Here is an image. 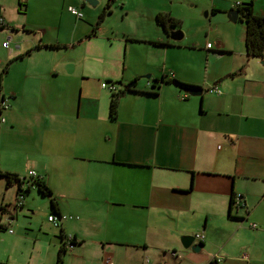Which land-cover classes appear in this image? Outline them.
<instances>
[{"label": "crops", "instance_id": "1", "mask_svg": "<svg viewBox=\"0 0 264 264\" xmlns=\"http://www.w3.org/2000/svg\"><path fill=\"white\" fill-rule=\"evenodd\" d=\"M21 1L0 0V145L19 156L0 171L33 170L55 205L31 185L14 207L0 186V264H56L64 237L60 264H264V57L246 55L229 15L237 3L264 15V0H201L199 14L184 11L198 0H119L128 29L94 33L80 0L66 5L82 14L72 27L45 25L46 0L28 19ZM157 13L179 21V40ZM102 82H133L114 118ZM50 213L71 218L56 228ZM196 233L199 251L183 248Z\"/></svg>", "mask_w": 264, "mask_h": 264}, {"label": "trees", "instance_id": "2", "mask_svg": "<svg viewBox=\"0 0 264 264\" xmlns=\"http://www.w3.org/2000/svg\"><path fill=\"white\" fill-rule=\"evenodd\" d=\"M119 0H105V3L97 15L95 22L91 28V33H94L95 29L98 27L100 22L103 20L104 16L108 14L111 11V7L113 5H116V2ZM18 5L21 6V2H18ZM237 11L239 12V16H244L246 15V18L241 19L238 18L239 21H241L244 25V33H243V43L245 47V52L247 56H252V57H264L263 50H264V15H252L251 14V9H250V4H246L243 6H237ZM155 22L159 27L162 29V31L167 32L168 29L170 28H176L179 26V21L175 18H172L168 13H157L155 15ZM3 25H0V28H2ZM153 44H161L157 42H152ZM45 47H58L56 45H43ZM241 71V68H239L236 72L230 73L227 76L230 77L238 72ZM173 82L176 84L192 89L195 86L188 85L181 83L177 80L172 79ZM125 90H130V89H123L117 92H110V98L108 102V115L111 118H114L115 112H116V104H117V99L120 94H122ZM0 177L5 179L6 184H13L16 186V192L20 190V185L21 183L26 184V189L24 192L28 190V187L33 185L36 187L38 192L46 196L48 198V202L50 204V207L53 209L55 205V201L53 200L49 190L47 187L44 185V183L39 180L37 177L34 179L30 180H24L23 177H19L15 174H11L8 172H2L0 171ZM232 204V197L230 198L229 201V207H231ZM71 244L73 243V239L70 238ZM64 250L63 246H61L58 250V254L56 257V264H60L61 262V256L60 253H62Z\"/></svg>", "mask_w": 264, "mask_h": 264}, {"label": "rangeland", "instance_id": "3", "mask_svg": "<svg viewBox=\"0 0 264 264\" xmlns=\"http://www.w3.org/2000/svg\"><path fill=\"white\" fill-rule=\"evenodd\" d=\"M24 1L25 2H23V0H22L21 2L24 5H26L25 13L27 14L28 19H29L30 15H32V13L37 11V2H36V0H24ZM80 1L83 2V4L85 5V7L87 9H90L93 11L97 10L95 17H97V15L99 14V12L101 11V9L103 7V4L105 3L104 2L105 0H94L96 3L94 5H91L84 0H80ZM200 2H201V0H198L195 3L190 2V7L189 6L187 7L189 9L186 8V9H184V11L185 12H195V13L199 14V11L201 10L200 9V5H201ZM67 4H68V0H46L42 5V9H44L45 11L47 10L50 14V17H48V21L45 25L52 26V25L56 24L57 22H60V23H62L61 24L62 27H72L74 21H76L75 20L76 18L74 16L70 15L69 12L67 11V9H66ZM40 7H41V5L39 6V8ZM123 13H124L123 8L121 9L120 5L119 6L113 5L111 7L110 14H106L104 16L103 20L100 22V25L105 30H107V28L109 26H113L116 29L127 30L128 25H127V19L126 18H128V17L123 16L124 18H122ZM202 15H204L203 12H202ZM81 20H79V21H81ZM186 24H188V20H186V22H184V24H183V25H185L184 27H186ZM238 24H241V23H238ZM203 34L204 33H201V32L197 33L196 32L195 35H197V36L199 35L201 37ZM211 36L209 38L205 39L206 42H208L209 44L212 43V41H213ZM5 40H6V38H4V41ZM7 41L9 42L10 40H6V42ZM181 42H184V38L181 39ZM202 43H204V42H202ZM4 72H5V65L3 67L0 66V97H2L1 96V93H2L1 82H2V77H3L2 75ZM142 79L145 80V78H142ZM102 83H105V82H102ZM0 124H2V123H0ZM4 149L5 148L1 147V145H0V166L1 167H10V166H12L14 161L18 160L19 156H18L16 151H14L10 154L8 151H6ZM0 186L4 187L3 192H5L6 189L9 190L5 195V199L8 200L11 196L9 203H11V202L13 203V201L15 199L16 186L14 185L15 186V193L13 191V194H12V191H10V190H13V187L11 185H6L5 180L2 177H0ZM39 200H43V199H39ZM147 257L148 256H144L141 259V261H144Z\"/></svg>", "mask_w": 264, "mask_h": 264}, {"label": "built area", "instance_id": "4", "mask_svg": "<svg viewBox=\"0 0 264 264\" xmlns=\"http://www.w3.org/2000/svg\"><path fill=\"white\" fill-rule=\"evenodd\" d=\"M236 6H239L238 3L236 4ZM67 11L69 12L70 15L74 16L77 19H80L82 17V14L79 10H77L75 7L72 6H68L66 7ZM0 25H3L2 20L0 18ZM6 40H9V37H6ZM6 40L4 41L3 45L4 47L7 46L8 41L6 42ZM205 48H210L209 44L205 45ZM263 54H264V50H263ZM101 88H106L111 92H114L115 90V86L113 84H106V83H101L100 84ZM213 91L217 92L215 88L212 89ZM7 105L5 102V99L0 97V123L4 122V118L1 115V111L6 109ZM19 177H23V179L26 180H30V179H34L36 178V173L33 170H28L25 176H19ZM26 189V184L23 182L20 185V190L18 192L15 193V199H14V207H19L22 205V201H23V196H24V190ZM241 204L240 202V198L238 196H232V207H239ZM66 218H71V216L69 215H53V214H49L46 216V220L54 227H59V224L61 222V220H64ZM251 227H254V224L250 225ZM193 242L196 243H200L202 241V235L196 233L193 234ZM66 245L63 246L64 249L66 248H71V242H70V237H64L63 238ZM105 264H112L110 258H105Z\"/></svg>", "mask_w": 264, "mask_h": 264}, {"label": "water", "instance_id": "5", "mask_svg": "<svg viewBox=\"0 0 264 264\" xmlns=\"http://www.w3.org/2000/svg\"><path fill=\"white\" fill-rule=\"evenodd\" d=\"M88 2L91 5H94L96 2L94 0H84ZM238 14L237 10H230L229 15H230V20L234 21L236 16ZM239 15V14H238ZM239 18L244 19L246 18V15L244 16H239ZM181 37V33L179 30H168L167 31V38L172 40V41H177ZM133 85V82H130L126 85V88H130ZM202 89L200 87H194L192 89H188L187 92L191 96H198L201 94ZM181 245L183 248H189L193 252H198L201 244L193 242V236H185L181 239Z\"/></svg>", "mask_w": 264, "mask_h": 264}]
</instances>
